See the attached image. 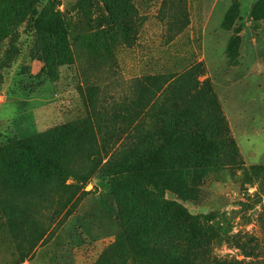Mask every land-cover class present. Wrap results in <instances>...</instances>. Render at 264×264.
Instances as JSON below:
<instances>
[{"label": "rangeland", "instance_id": "obj_1", "mask_svg": "<svg viewBox=\"0 0 264 264\" xmlns=\"http://www.w3.org/2000/svg\"><path fill=\"white\" fill-rule=\"evenodd\" d=\"M131 3L137 42L109 52L87 0H58L70 50L52 78L32 56L36 23L0 43V264H126L129 172L167 187L175 178V189L192 178L188 197L165 187V198L224 218L214 256L264 264V0ZM196 65L189 76L208 82L213 108L184 81L163 85ZM186 123L213 133L209 165L182 161Z\"/></svg>", "mask_w": 264, "mask_h": 264}, {"label": "trees", "instance_id": "obj_2", "mask_svg": "<svg viewBox=\"0 0 264 264\" xmlns=\"http://www.w3.org/2000/svg\"><path fill=\"white\" fill-rule=\"evenodd\" d=\"M87 5L93 9L94 36L98 40H105L104 46L109 52L117 45L121 48L134 46L141 18L131 0H87ZM35 23L37 37L32 56L39 57L44 62L48 75L52 78L56 69L67 64L70 50L67 20L58 10V0H0V43L18 38L20 28ZM12 58L11 56L10 60ZM199 66L187 68L181 74L167 78L163 85L169 87L184 81L188 88H193L194 95L190 98L192 101L199 103L206 97V106L213 108L217 105L216 98L208 82H202L199 78L191 80L189 76ZM148 81L153 80L144 77L136 83L148 85ZM187 124L179 126L178 135L182 140L180 146L186 151L182 161L187 165H209L212 152L217 146L213 133L202 125L190 128ZM187 156L191 161L186 159ZM150 157V153L145 152L139 165H150ZM27 165L35 166L33 159H28ZM45 173L49 174V171ZM126 175L128 177L124 180L132 182L133 188L128 193L129 199L124 203L122 238L123 247L129 252L126 264H139L136 260L141 258L140 254L151 256L154 264H250L214 256L213 246L223 233L222 216L194 215L180 204L165 198L162 188L168 185L150 180L138 182L131 172ZM173 179L174 184L166 190L176 193L180 199L188 197L191 190L187 182L192 178L187 180L182 175L179 180L177 177L181 182L179 189H175L177 181ZM252 241L254 240H250ZM236 243L245 259L255 257L250 252L252 249L246 247L247 243L240 240Z\"/></svg>", "mask_w": 264, "mask_h": 264}]
</instances>
